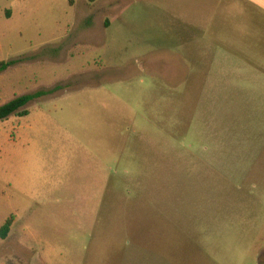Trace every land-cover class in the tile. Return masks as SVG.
I'll return each instance as SVG.
<instances>
[{
  "label": "rangeland",
  "instance_id": "obj_1",
  "mask_svg": "<svg viewBox=\"0 0 264 264\" xmlns=\"http://www.w3.org/2000/svg\"><path fill=\"white\" fill-rule=\"evenodd\" d=\"M199 9L0 0V106L58 88L0 121L1 263L264 264V81L176 91L152 72Z\"/></svg>",
  "mask_w": 264,
  "mask_h": 264
},
{
  "label": "crops",
  "instance_id": "obj_2",
  "mask_svg": "<svg viewBox=\"0 0 264 264\" xmlns=\"http://www.w3.org/2000/svg\"><path fill=\"white\" fill-rule=\"evenodd\" d=\"M196 2L200 4L199 16L190 20L194 26L185 31L187 35L176 40L177 45L171 44L175 47L164 57V70L152 71L156 69L153 60L147 61V69L157 76L161 74L176 91L187 86L188 77L192 76L197 77L200 86L220 87L229 93L261 89L264 81V0ZM237 46H247V52L245 49L236 51ZM221 48L226 52L223 55ZM230 50L234 54L227 52Z\"/></svg>",
  "mask_w": 264,
  "mask_h": 264
},
{
  "label": "trees",
  "instance_id": "obj_3",
  "mask_svg": "<svg viewBox=\"0 0 264 264\" xmlns=\"http://www.w3.org/2000/svg\"><path fill=\"white\" fill-rule=\"evenodd\" d=\"M17 61L0 62V73L7 71L12 66L16 65ZM58 88L50 91H39L35 94H27L18 97L2 106H0V121H5L11 117H27L30 112L27 110L28 105L43 97L55 94ZM15 216L12 215L5 224L0 228V238L6 240L12 231Z\"/></svg>",
  "mask_w": 264,
  "mask_h": 264
}]
</instances>
